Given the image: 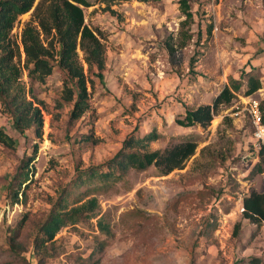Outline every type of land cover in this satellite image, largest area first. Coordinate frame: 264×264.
<instances>
[{"label": "rangeland", "instance_id": "1", "mask_svg": "<svg viewBox=\"0 0 264 264\" xmlns=\"http://www.w3.org/2000/svg\"><path fill=\"white\" fill-rule=\"evenodd\" d=\"M87 1L84 21L101 33L105 69L101 81L91 76L92 86L87 83L89 108L77 121H69L71 105L64 101L56 66L43 80L26 74L20 35L33 21L38 0L10 32L20 73L0 92V130L11 138H0V264H246L251 255L264 259V221L256 226L240 210L251 190L264 191V172L249 177L264 150L261 156L242 109L244 89L218 107L207 127L175 122L185 106L211 103L229 77L239 78L250 67L260 72L261 87L250 95L259 101L264 119V0H188L192 38L184 47L177 46L183 18L177 0ZM50 40L54 53V37L43 38V45ZM165 42L173 45L171 55ZM78 57L86 69L79 49ZM28 102L41 113L38 133L34 126L21 133L15 125V104ZM235 106L240 113L234 114ZM153 129L161 136L149 150L184 138L196 142L182 168L164 175L154 166L128 169L123 178L106 183L83 178L93 168L106 169L128 135ZM19 184V201L13 202L9 189ZM90 197L97 199L99 215L110 227L109 238L97 227L98 215L61 227L35 249L51 211ZM102 240L107 244L99 249Z\"/></svg>", "mask_w": 264, "mask_h": 264}, {"label": "trees", "instance_id": "2", "mask_svg": "<svg viewBox=\"0 0 264 264\" xmlns=\"http://www.w3.org/2000/svg\"><path fill=\"white\" fill-rule=\"evenodd\" d=\"M178 8L183 16L179 21L177 46L184 47L192 38L190 26L193 14L188 0H177ZM35 0H0V92L5 93L19 76L20 70L14 63L16 52L13 50L11 29L19 15L29 11ZM87 0H38L32 9V22H26L22 28L20 42L25 55L26 74L30 80H43L49 75L54 66L61 74L64 101L71 105L69 121H77L89 108V90L87 83L92 86L91 76L99 81L103 78L105 69V51L102 36L99 31L91 29L84 21L83 8L89 6ZM35 22V24L33 23ZM42 35V36H41ZM54 37L56 49L53 53V43L43 45V38ZM43 37V38H42ZM169 54L173 53V45L165 42ZM78 49L82 53V61L78 57ZM260 72L254 67L242 70L239 78L229 77L228 82L222 87L211 103L199 104L194 107L185 106L181 117L175 119L177 125L182 127L201 126L207 127L222 104H229L236 92L243 90L244 95H250L261 87ZM32 112L30 113V109ZM17 112L15 125L19 132L27 127L34 126V131L39 132L42 126L40 110L31 107V102L21 106L15 104ZM155 129L137 136L130 134L122 142L119 150L106 162V169L91 168L83 177L88 183H106L109 178L115 180L123 178L128 169L142 171L154 166L159 174H167L173 169L183 167L196 149V142L190 138L169 143L163 148L149 150L148 145L160 137ZM0 138L11 141L10 136L0 130ZM263 150L259 149L262 156ZM264 172V158L255 162L249 171V177ZM81 178V177H80ZM24 182V181H19ZM103 186V185H102ZM18 189H9V195L14 197L13 202H18ZM22 194V192H21ZM23 196L24 193H23ZM242 217L260 226L264 221V191L251 190L242 198ZM100 214V207L95 197H90L82 203L69 209L57 208L50 212L47 220L42 224V239L35 240V249L44 246L45 241L51 240L61 227L76 223L81 219H90ZM99 231L111 236L109 225L104 217H97ZM237 223L235 227L238 228ZM107 240V239H106ZM99 249H103L107 241L99 242ZM40 250V249H39ZM246 264H264V259L251 255L246 259Z\"/></svg>", "mask_w": 264, "mask_h": 264}, {"label": "built area", "instance_id": "3", "mask_svg": "<svg viewBox=\"0 0 264 264\" xmlns=\"http://www.w3.org/2000/svg\"><path fill=\"white\" fill-rule=\"evenodd\" d=\"M243 99L242 109L246 111L252 125V138L258 149L264 150V119L260 111L259 101L252 95H246ZM240 113V107L235 106L234 114ZM240 210H243L241 207Z\"/></svg>", "mask_w": 264, "mask_h": 264}, {"label": "crops", "instance_id": "4", "mask_svg": "<svg viewBox=\"0 0 264 264\" xmlns=\"http://www.w3.org/2000/svg\"><path fill=\"white\" fill-rule=\"evenodd\" d=\"M242 207V206H241ZM241 207H240V209H241Z\"/></svg>", "mask_w": 264, "mask_h": 264}]
</instances>
